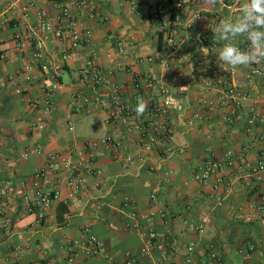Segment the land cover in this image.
Masks as SVG:
<instances>
[{"label":"crops","instance_id":"obj_1","mask_svg":"<svg viewBox=\"0 0 264 264\" xmlns=\"http://www.w3.org/2000/svg\"><path fill=\"white\" fill-rule=\"evenodd\" d=\"M76 1L0 0V171L1 179L10 183L5 210L10 227L0 232V264H69L71 257L74 264H186V245L191 242L196 244L191 255L197 264H212L211 251L220 256L218 264H264V219L241 216L251 211V202L264 199V172L256 176L251 170L258 156H264V141L259 139L264 122L248 123L254 113L264 116V79L251 82L250 68L242 66L232 68L224 83L219 65H198L206 57L199 52L201 46L185 39L182 27L176 33L182 41L180 48L167 51L165 37L160 46L161 30L151 8L163 4L172 12L171 0H137L136 11L127 0H92L94 6L81 9ZM26 5H30L32 24L40 9L49 12L55 25L66 24L57 16L68 5L81 27L92 31L90 42L70 51L66 59L50 33L31 80L25 79L23 69L34 61V48L20 51L14 41L15 33L23 29L18 24ZM220 6L221 2L204 4L198 30L212 34L207 25L217 23L214 12ZM223 11L233 14L226 8ZM222 45L218 42L219 48ZM90 62L104 72L110 86L120 89L123 101L136 105L140 96L146 105L150 96L154 105L161 104L160 87L168 86L182 103L181 109H170L167 114L174 126L170 140L149 144L139 127L128 131L117 123L111 128L106 109L95 104L78 107L77 89L94 93L84 74ZM57 71L53 104L44 113V88L54 84L52 73ZM150 74L159 77L154 87H147L143 80ZM137 77L142 78L141 90L134 87ZM229 85L248 96H226ZM41 116L45 127L33 129ZM154 120L160 122L162 117L155 113ZM109 133L121 136L122 154L131 152L145 160L124 168L120 156L101 149L93 159L103 173L101 182L97 184L93 175L86 174L76 191L54 177L60 198L52 203L47 217L39 221L35 213L28 212L24 196L32 197L31 189L39 180L37 173L46 167L48 152L82 147ZM165 146L172 150L167 152ZM228 156L234 164L223 183L217 184L215 177L208 183L195 178V172L213 159L226 165ZM149 161L157 164L155 171L149 170ZM153 191L158 193L155 203L150 200ZM125 195L134 199L128 208L122 206ZM160 210L165 217H145ZM132 211L141 216V224L157 232L150 256L141 252L143 241L129 227ZM191 222L204 223L205 233L193 231ZM86 229L102 242L91 254L80 245Z\"/></svg>","mask_w":264,"mask_h":264},{"label":"built area","instance_id":"obj_2","mask_svg":"<svg viewBox=\"0 0 264 264\" xmlns=\"http://www.w3.org/2000/svg\"><path fill=\"white\" fill-rule=\"evenodd\" d=\"M130 7L136 11L137 0H127ZM243 0H241L242 2ZM173 10L167 12L163 4H157L151 8L152 18L159 22L161 32L164 34V43L167 51L174 53L182 45V41L176 37L177 30L182 27L186 31L185 39L196 46L208 47L213 54L209 55L205 59H200L198 65L201 67H207L208 63H217L215 51L219 49L218 41L213 39V33L208 35L205 32H201L197 29L198 22L204 16V2L203 0H171ZM75 5L78 9L94 6L92 0H77ZM235 0H222L220 8L214 12V18L218 23L222 18L228 16L224 13V8L231 10L233 13L238 7H234ZM30 5H26L21 10L22 20L21 25L23 29L17 31L14 35V41L16 48L20 51H27L29 47L34 48L33 57L34 61L31 64L25 65L23 73L25 79H32V69L43 57L44 40L52 33L58 40L59 47L62 50L63 58H69L72 50H76L83 44L89 43L92 37V31L86 28H82L75 15L72 13L70 6L64 5L60 8L57 20H65L66 24L55 25L53 19L46 9H40L37 13V22L32 24L30 22ZM235 43L242 49L247 50L249 44L245 37H238ZM209 62H208V61ZM43 68L49 70V66L46 63L42 64ZM250 68V81L255 79H264V60L258 63H254L248 66ZM221 72L225 76V82L228 83V75L231 73L232 68L226 65H220ZM85 77L90 80V85L94 93L87 94L84 89H77L75 93L76 104L78 107L95 104L110 112L108 123L111 128L117 126V123L124 124L128 131H133L134 128L139 127L142 132V136L145 137L149 144L154 145L159 141H169L173 132L174 126L168 119L167 114L170 109L182 108L181 100L175 97L170 88L166 85H161L160 92L162 95L161 104L154 105V98H149L146 111L142 116H137L135 112L136 104L123 101L120 96V89L115 85H109L104 72L93 62L88 64L85 70ZM59 72L52 73V79L54 84L46 86L44 88L43 106L44 113L48 112L53 104L54 91L57 87ZM142 78H136L134 87L141 90ZM157 74H150L143 78L147 83V87H154V82L158 80ZM227 95L232 98L242 99L247 97V92L237 89L233 85H229ZM140 98L144 97L140 96ZM151 99V100H150ZM155 113H158L162 120L156 122L154 120ZM258 121L264 122V116L260 113H254L248 120L250 125H255ZM45 127V119L43 116L39 117L33 124V129H43ZM69 130L73 131L74 126L69 125ZM121 136H116L114 133H109L106 136L99 139H92L86 141L82 147H71L62 151H51L46 154V167L37 173L38 181L34 184L32 191V197L25 195L24 200L27 203L28 212L35 213L39 221L44 220L49 212L52 203L60 198V191L55 187V182L52 180L54 177H58V181L68 182L72 185L76 191H79L84 183V176L86 174L93 175L97 184L102 181L103 173L98 169L93 159L101 149H110L115 156H120L122 159V165L124 168H129L137 164L138 161H142L141 155H136L131 152L122 154L124 145L121 140ZM259 139L264 141V131L261 132ZM167 152L172 150V147L165 146ZM234 164L232 156H228L226 165L218 160L213 159L207 165L200 168L195 172V178L201 182L208 183L215 177L216 183L221 184L225 181L226 172ZM148 168L150 171L157 169V164L153 161L148 162ZM251 170L254 175L258 176L264 172V156H258V161L254 166H251ZM2 178V172L0 171V232L10 227V222L5 217V210L7 207V193L10 183L4 181ZM62 178V180H61ZM43 179V181L41 180ZM41 181V182H40ZM151 202L158 200V193L153 191L150 194ZM134 204V199L130 195H125L123 198L122 206L128 208ZM250 212L242 214L241 216L247 220H253L257 218L264 219V199L259 202H251L248 206ZM159 217H165V211L150 212L147 216V220H150L154 215ZM132 218V222L129 227L138 231L139 236L143 241L141 252L146 256L151 254V246L157 239V232L154 228H146L141 224V216L132 211L129 214ZM190 228L197 232L199 235H203L206 231V225L204 223H190ZM86 238L80 243L87 254L94 253L102 247L101 240L94 234L89 233V229H86ZM196 244L191 242L186 245L188 256L185 260L186 264H197L192 257V253L195 250ZM208 259L212 264L220 263L221 259L217 252L211 251L208 254ZM69 264H74V258H69ZM87 264V263H85ZM130 264V261L128 262Z\"/></svg>","mask_w":264,"mask_h":264},{"label":"clouds","instance_id":"obj_3","mask_svg":"<svg viewBox=\"0 0 264 264\" xmlns=\"http://www.w3.org/2000/svg\"><path fill=\"white\" fill-rule=\"evenodd\" d=\"M206 6H215L222 0H203ZM234 7L239 13L230 14L218 23H210L207 27L213 33V39L223 42L222 47L214 52L217 63L229 68L247 67L264 60V0H235ZM245 37L249 47L242 50L235 41ZM202 56L213 54L208 47H200ZM147 105L139 98L134 109L137 116H142Z\"/></svg>","mask_w":264,"mask_h":264},{"label":"trees","instance_id":"obj_4","mask_svg":"<svg viewBox=\"0 0 264 264\" xmlns=\"http://www.w3.org/2000/svg\"><path fill=\"white\" fill-rule=\"evenodd\" d=\"M163 37H164L163 32H160V46L163 44ZM157 149L160 151H163V150H161L160 146L159 147L157 146Z\"/></svg>","mask_w":264,"mask_h":264}]
</instances>
